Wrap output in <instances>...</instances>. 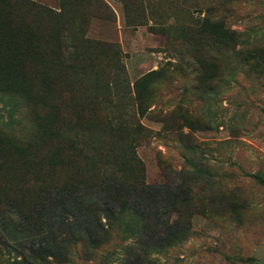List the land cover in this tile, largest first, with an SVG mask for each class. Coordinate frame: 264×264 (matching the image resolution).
<instances>
[{"label":"rangeland","instance_id":"1","mask_svg":"<svg viewBox=\"0 0 264 264\" xmlns=\"http://www.w3.org/2000/svg\"><path fill=\"white\" fill-rule=\"evenodd\" d=\"M33 1L60 10V0ZM77 1L87 7L86 37L111 45L119 56L118 79L105 77L114 111L126 119L134 114V82L152 70L162 71L152 87L151 117L135 115V122L151 132L135 153L144 182L154 190L136 199L138 209L149 213L146 235L124 216L111 223L110 238L97 248L64 245L47 264H264V69L258 72L246 57L247 52L264 54V0ZM205 18L221 20L238 34L239 56L198 33ZM98 60L112 67L114 55ZM201 70L210 76L205 84L198 80ZM90 84L71 79L54 85L60 89L53 102L63 100L60 116L67 130L111 121V106L76 101L90 97ZM36 114L41 115L37 107L21 95L0 91V138L16 144L33 139ZM164 115H186L192 127L165 132L157 121ZM181 185L188 186L194 203L189 230L166 246L154 245L176 219L165 193ZM87 194L84 199L92 201ZM45 205L29 223L12 206L1 212L0 234L12 246L0 244V264H25L18 252L28 257L39 242L52 244L56 224L50 218L53 209Z\"/></svg>","mask_w":264,"mask_h":264},{"label":"trees","instance_id":"2","mask_svg":"<svg viewBox=\"0 0 264 264\" xmlns=\"http://www.w3.org/2000/svg\"><path fill=\"white\" fill-rule=\"evenodd\" d=\"M86 9L77 0L71 4L60 0L59 11L33 0H0V91L21 95L41 113L36 114L33 139L16 144L0 138V214L12 206L29 223L46 204L53 209L50 218L56 224L51 245L39 242L30 250L29 258L18 252L25 264H47L48 258L57 259L62 254L64 245L97 248L110 238L111 223L124 216H129L143 235L149 232V213L138 209L136 199L148 198L154 187L144 182L143 164L135 148L151 132L135 122V115L151 117L152 87L161 79L162 71L152 70L134 82V114L126 119L114 111L112 101L106 98L110 86L105 77L116 82L122 66L111 45L86 37ZM198 33L233 57L241 53L236 50L238 34L221 20L202 19ZM109 53L114 55L112 67L101 66L99 57ZM246 57L255 62L254 69L263 71V53L247 52ZM202 70L198 80L205 84L210 76ZM71 79L76 85L91 83L90 97L76 101L80 105L111 106L110 122L99 119L92 127L65 128L59 106L63 100L55 103L52 96L59 93L55 84ZM157 117L165 132L177 134L181 127H192L186 115ZM3 172L15 175L5 178ZM14 187L16 190L11 191ZM7 191L15 196L10 197ZM84 192L94 199L85 200ZM41 199L42 206H38ZM165 199L176 219L164 238L154 243L157 246H166L187 233L194 206L186 185L166 191ZM9 241L0 234L2 246L11 247Z\"/></svg>","mask_w":264,"mask_h":264}]
</instances>
